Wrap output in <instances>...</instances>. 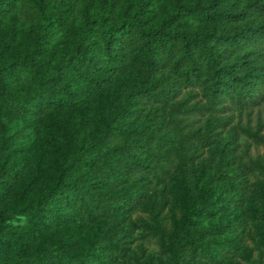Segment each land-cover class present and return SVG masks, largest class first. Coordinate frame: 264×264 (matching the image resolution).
I'll return each instance as SVG.
<instances>
[{
  "label": "trees",
  "instance_id": "16d2710c",
  "mask_svg": "<svg viewBox=\"0 0 264 264\" xmlns=\"http://www.w3.org/2000/svg\"><path fill=\"white\" fill-rule=\"evenodd\" d=\"M260 84L264 0H0V264H114L173 177L176 210L150 209L145 235L167 264L228 262L264 151L237 160L222 113Z\"/></svg>",
  "mask_w": 264,
  "mask_h": 264
},
{
  "label": "rangeland",
  "instance_id": "374dc122",
  "mask_svg": "<svg viewBox=\"0 0 264 264\" xmlns=\"http://www.w3.org/2000/svg\"><path fill=\"white\" fill-rule=\"evenodd\" d=\"M258 96L252 102H241L238 105L230 104L222 114L227 120L221 129L220 138L224 140L227 128L235 129V147L233 154L237 160H245L264 151V144L256 141L251 132L264 134V84L257 87ZM20 119L6 121V133H10L18 124ZM216 149L208 150L206 147L196 153L192 166L200 159H215ZM188 178L192 174L187 170ZM261 178L258 170H252L241 177L239 184L245 186L242 201L239 208L242 210L240 219L236 221L239 232H232L237 246L234 253L225 264H264V197L258 194L252 187ZM176 177L165 180L163 184L152 187L144 197L138 208L133 211L128 220H133L136 227L131 233V239L124 253L118 254L114 264H167L168 260L159 251L155 237L145 235L146 227L144 221L149 220L150 209H160V214L165 216L169 211L176 210L175 188ZM264 192V191H262ZM218 213L211 214L202 219L203 225L214 223L218 219ZM166 220V219H165ZM143 234V236H142ZM192 264H222L214 262L206 257L190 258Z\"/></svg>",
  "mask_w": 264,
  "mask_h": 264
}]
</instances>
